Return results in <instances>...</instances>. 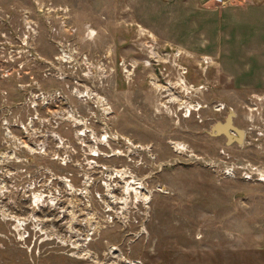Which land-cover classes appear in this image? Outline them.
Returning <instances> with one entry per match:
<instances>
[{
	"label": "rangeland",
	"instance_id": "obj_1",
	"mask_svg": "<svg viewBox=\"0 0 264 264\" xmlns=\"http://www.w3.org/2000/svg\"><path fill=\"white\" fill-rule=\"evenodd\" d=\"M235 3L0 0V264H264V12L202 9Z\"/></svg>",
	"mask_w": 264,
	"mask_h": 264
},
{
	"label": "crops",
	"instance_id": "obj_2",
	"mask_svg": "<svg viewBox=\"0 0 264 264\" xmlns=\"http://www.w3.org/2000/svg\"><path fill=\"white\" fill-rule=\"evenodd\" d=\"M250 4L251 5H249V3L245 2V1H239V2H237L235 4H233V5H230L229 7L223 8V9L221 7L218 8V7L211 6V5H203L202 9L203 10H206L207 8H209V7L211 8L212 7V9L217 12V16H218V19L217 20L219 21V23H218L219 26L217 27V30L220 31V29H221V26H220L221 19L223 17V14H226L227 15V13H225V11L227 9H229V8L230 9H233V8L245 9V8H249V7H252L253 5H255V6H261L260 10L264 12V2L257 3V4H255V3L252 4L250 2ZM257 30H258V28H257ZM261 31H264V28L261 29ZM247 50H248V52H253L254 50H256V51H254L255 54L254 53H251V54L249 53V57H253L252 58L253 59V62H251V64H249V65H252V64H255L256 65L257 64V61L260 59L261 64L264 66V42H262V43H256L254 45H251V47H247ZM256 80L259 81V80H261V78L260 79H256ZM262 84H264V82H262Z\"/></svg>",
	"mask_w": 264,
	"mask_h": 264
},
{
	"label": "water",
	"instance_id": "obj_3",
	"mask_svg": "<svg viewBox=\"0 0 264 264\" xmlns=\"http://www.w3.org/2000/svg\"><path fill=\"white\" fill-rule=\"evenodd\" d=\"M234 116V112L233 111H229L227 116L225 117V119L223 121H215V123H213L210 126V130L209 133L211 134H220V133H224L228 139L232 138V133L229 132V130L233 131L234 133H238V136H234V138L240 142L243 139V135L244 132L242 131V129L236 127L233 124V120L232 117ZM233 133V134H234ZM229 134H231V137L229 138Z\"/></svg>",
	"mask_w": 264,
	"mask_h": 264
},
{
	"label": "built area",
	"instance_id": "obj_4",
	"mask_svg": "<svg viewBox=\"0 0 264 264\" xmlns=\"http://www.w3.org/2000/svg\"><path fill=\"white\" fill-rule=\"evenodd\" d=\"M239 0H212L213 3H215L216 5H224V4H231V3H235ZM223 171L230 176H235V169L233 167V165H230L227 168H224ZM241 176L243 178H250V177H254L255 179H260V180H264V175L261 174L260 172H258L257 174H254V171H250L248 169H243L241 172Z\"/></svg>",
	"mask_w": 264,
	"mask_h": 264
},
{
	"label": "flooded vegetation",
	"instance_id": "obj_5",
	"mask_svg": "<svg viewBox=\"0 0 264 264\" xmlns=\"http://www.w3.org/2000/svg\"><path fill=\"white\" fill-rule=\"evenodd\" d=\"M165 87V86H164ZM171 92V91H170ZM184 101H186L185 99H184ZM188 104L189 103H194L193 105H190L189 107H192L193 106V109H196V108H198L200 105H202L200 102H197V101H195V102H187ZM196 104V105H195ZM181 105H183V104H181ZM188 106V105H187ZM180 107V106H179ZM213 108H217V109H219L220 107L219 106H214ZM188 111H190V110H188ZM210 116H207V118H209ZM199 120L200 121H203V118H202V116H200L199 117ZM208 133H209V131H208ZM210 135H216V134H211V133H209ZM220 134H222L223 136H224V139H225V141H226V143H232V142H236V144H239V142L235 139V138H231V139H228V137L224 134V133H220ZM245 134V133H244ZM218 135V134H217ZM219 151L221 152V153H225V151H224V149H219ZM228 154V153H227Z\"/></svg>",
	"mask_w": 264,
	"mask_h": 264
},
{
	"label": "bare ground",
	"instance_id": "obj_6",
	"mask_svg": "<svg viewBox=\"0 0 264 264\" xmlns=\"http://www.w3.org/2000/svg\"><path fill=\"white\" fill-rule=\"evenodd\" d=\"M190 108H193V106H192V107H190ZM237 134H238V133H237ZM233 136H234V135L232 134V138H233ZM230 137H231V134H229V138H230Z\"/></svg>",
	"mask_w": 264,
	"mask_h": 264
}]
</instances>
